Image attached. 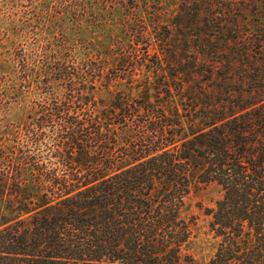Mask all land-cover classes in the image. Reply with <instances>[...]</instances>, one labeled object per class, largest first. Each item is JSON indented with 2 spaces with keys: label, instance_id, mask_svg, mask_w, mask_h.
I'll return each instance as SVG.
<instances>
[{
  "label": "trees",
  "instance_id": "1",
  "mask_svg": "<svg viewBox=\"0 0 264 264\" xmlns=\"http://www.w3.org/2000/svg\"><path fill=\"white\" fill-rule=\"evenodd\" d=\"M263 1L202 0L194 23L183 0L163 25L146 0H70L51 40L29 0L0 42V264H197L195 179L221 190L207 264H264ZM119 11L120 35L84 36Z\"/></svg>",
  "mask_w": 264,
  "mask_h": 264
},
{
  "label": "rangeland",
  "instance_id": "2",
  "mask_svg": "<svg viewBox=\"0 0 264 264\" xmlns=\"http://www.w3.org/2000/svg\"><path fill=\"white\" fill-rule=\"evenodd\" d=\"M38 2L36 11L38 13V28L36 32L38 33V38L40 37L45 39H51L54 36L53 33L57 32L55 29H50L47 26H43L44 18L42 17L44 15H48V25H51L52 28L59 27L60 24H65V27H76V24H70L71 23V17L66 14L65 15H54L57 14L56 12L62 11L63 7H66L70 0H34ZM192 1L190 9L194 11L200 10V18H195V20H192L194 23L196 22H202L205 15L207 14L204 10V7L206 6L202 0H188ZM146 6L147 10L143 13V15L146 16V20H148L147 15H158L159 19L162 20L163 25L165 23H171L173 21V18L175 17V14H181L180 19L187 18V12L180 11V7H182L183 0H146ZM229 3H231L233 6L230 8L231 11H234V13H241L239 10L240 7L243 6L244 0H229ZM246 3V2H245ZM264 3V1H263ZM29 0H0V42L6 43L9 45L10 40H22L20 36H24L26 32L25 30H20L21 26L20 23H22L24 18L22 17L23 11H26L29 7ZM252 4L251 2H247V6L250 7ZM261 4H258L255 8V11H261L260 9ZM61 8V9H60ZM197 9V10H195ZM243 9V20H234L233 16L231 15L229 17V21H238L241 25H243V21H252V20H260L263 21V18L257 15H248L246 16ZM44 12V13H43ZM46 12V14H45ZM160 12V13H159ZM190 12H192L190 10ZM254 12V10L252 11ZM259 13V12H258ZM54 15V16H52ZM121 12L119 11V14L115 13L114 16H111L110 14H105L104 16H100L99 21L101 22V27H98L97 29L91 28L88 26V28L83 29L84 36H101L108 38L110 37L109 34V28L105 27L107 24L104 25V20L108 23H112L111 25L115 26V31L118 33V35L121 34V29L119 23L121 22ZM193 16V15H192ZM37 17V16H36ZM152 17V16H151ZM195 17V16H193ZM93 17H89L88 20H92ZM36 22L35 16L33 17V22ZM80 22V21H79ZM37 24V23H36ZM68 24V25H67ZM86 24V23H85ZM89 25V24H88ZM105 27V28H103ZM164 27V26H163ZM75 28H71L70 35H73V37L77 36V31L74 30ZM105 29V30H104ZM65 28L63 29V31ZM104 30V31H102ZM250 30L244 31V35L246 32H249ZM163 32H165L163 28ZM251 29V33H252ZM27 36V35H26ZM25 36V37H26ZM59 37V36H58ZM27 38V37H26ZM32 40V39H31ZM30 42V39L26 42L27 44ZM249 84L244 85V89H248ZM106 95V94H103ZM16 117L14 116H6L3 113H0V125L1 123L6 124L10 120H15ZM2 128V127H1ZM1 132V131H0ZM221 195L220 187L215 182H209V181H200L198 179H195L194 184L192 186V189L188 195L187 199V213L189 216L195 217V223L193 225V237L191 238V241L189 243V251L195 256L197 260V264H207L209 258L212 256L214 249H215V239L212 237V234L208 232V222L210 220V216L205 214L207 208H212L215 205L216 200L219 199Z\"/></svg>",
  "mask_w": 264,
  "mask_h": 264
}]
</instances>
